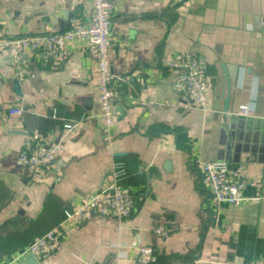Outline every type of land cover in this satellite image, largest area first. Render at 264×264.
<instances>
[{
    "label": "crops",
    "instance_id": "1",
    "mask_svg": "<svg viewBox=\"0 0 264 264\" xmlns=\"http://www.w3.org/2000/svg\"><path fill=\"white\" fill-rule=\"evenodd\" d=\"M91 13L92 0H0V35L59 31L70 15ZM111 31L116 115L108 132L84 43L69 42L60 58L32 53L23 79L0 52V264H19L113 164L135 193L133 213L63 223L45 264H134L138 244L156 249L150 264L264 259V0H114ZM176 53L205 59L206 107L186 106L172 87L175 70L163 60ZM17 103L24 112L9 114ZM47 136L62 141L61 153L47 169H26L19 150ZM208 159L241 164L261 188L245 185L249 200L217 209L199 181Z\"/></svg>",
    "mask_w": 264,
    "mask_h": 264
},
{
    "label": "built area",
    "instance_id": "2",
    "mask_svg": "<svg viewBox=\"0 0 264 264\" xmlns=\"http://www.w3.org/2000/svg\"><path fill=\"white\" fill-rule=\"evenodd\" d=\"M199 2L203 0H188ZM114 0H92V13L87 17L70 15L66 26L59 31L27 33L21 36L0 35V52L11 57L15 63L18 79H23L25 73L32 74L26 69L25 60L32 54L38 53L43 59L48 56L60 58L67 53L69 42L84 43L95 62L96 89L104 120V131L115 119L114 89L112 81L114 74L111 69L109 52L113 41L111 31V16ZM164 64L175 70L172 87L189 107L204 108L208 104L205 93L207 74L205 59L195 53H176L167 55ZM239 113L246 115L248 105L240 103ZM11 115L24 112L21 103L8 107ZM71 124L66 123L69 127ZM63 148L60 139L39 137L28 141L19 150L17 158L28 170L47 169ZM199 181L201 186L211 196L218 209L223 204L237 205L249 200L242 191L245 185L261 188L260 176L246 178L241 164L231 167L224 160L208 159L199 163ZM125 173L120 164H113L109 175L95 190L85 195L70 210L65 211L64 219L57 225L47 229L35 237L23 253H32L40 264L47 263L51 254L59 246V234L62 224L77 226L90 215L113 216L124 218L131 215L135 209V193L124 186L121 178ZM154 232L166 235L162 226H157ZM156 258V249L149 244H138L134 264H150ZM213 264H264V259L254 257L245 263H233L227 260H214Z\"/></svg>",
    "mask_w": 264,
    "mask_h": 264
},
{
    "label": "water",
    "instance_id": "3",
    "mask_svg": "<svg viewBox=\"0 0 264 264\" xmlns=\"http://www.w3.org/2000/svg\"><path fill=\"white\" fill-rule=\"evenodd\" d=\"M228 88H229V83H228V81H226V89H228ZM228 101H229V94L227 93L226 97L224 98L223 107H222L223 119H225L224 120V126L228 125V122L226 121V113H227L228 108H229ZM19 264H40V263L34 254L29 253Z\"/></svg>",
    "mask_w": 264,
    "mask_h": 264
}]
</instances>
